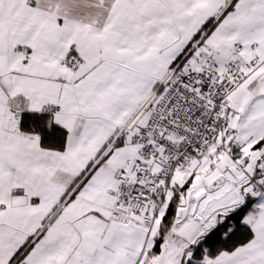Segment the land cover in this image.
Here are the masks:
<instances>
[{"label": "snow or ice", "instance_id": "1", "mask_svg": "<svg viewBox=\"0 0 264 264\" xmlns=\"http://www.w3.org/2000/svg\"><path fill=\"white\" fill-rule=\"evenodd\" d=\"M0 264H264V0H0Z\"/></svg>", "mask_w": 264, "mask_h": 264}]
</instances>
